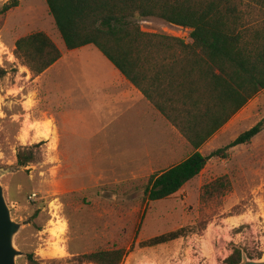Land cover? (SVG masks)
<instances>
[{
	"label": "rangeland",
	"instance_id": "rangeland-1",
	"mask_svg": "<svg viewBox=\"0 0 264 264\" xmlns=\"http://www.w3.org/2000/svg\"><path fill=\"white\" fill-rule=\"evenodd\" d=\"M137 20L144 31L191 40L189 28L157 17ZM38 31L51 36L64 58L34 77L14 47L19 37ZM0 67L6 70L0 78V165L20 167L1 182L13 219H31L16 235L23 252L17 264H28L29 253L40 264H79L73 256L116 247L126 251L121 264H227L236 247L251 259L264 258V130L231 148L229 158L207 160L173 196L147 202L150 176L193 149L153 108L151 117H137L150 109L138 93L119 99L133 90L97 47L66 48L46 0H19L0 14ZM262 118L264 90L202 154L225 147ZM35 127L53 129L51 138L36 137ZM37 143V160L19 165L18 150ZM180 228L174 240L142 245Z\"/></svg>",
	"mask_w": 264,
	"mask_h": 264
},
{
	"label": "trees",
	"instance_id": "trees-1",
	"mask_svg": "<svg viewBox=\"0 0 264 264\" xmlns=\"http://www.w3.org/2000/svg\"><path fill=\"white\" fill-rule=\"evenodd\" d=\"M66 48L97 47L136 87L152 108L175 127L193 149L181 162L150 176L147 202L169 198L197 177L212 157L227 159L230 149L251 143L264 130V118L222 148L204 156L200 149L247 103L264 90V0H46ZM9 0L6 14L18 6ZM157 17L191 29L190 41L142 30L137 19ZM14 54L34 77L62 57L49 34L33 32L15 41ZM6 70L0 67V78ZM37 143L21 147L17 163L37 160ZM210 186V185H209ZM182 229L147 239L154 246L174 240ZM124 248L73 256L79 264H121ZM28 264H40L33 253ZM242 249L226 259L239 264ZM50 264H57L51 260Z\"/></svg>",
	"mask_w": 264,
	"mask_h": 264
},
{
	"label": "water",
	"instance_id": "water-1",
	"mask_svg": "<svg viewBox=\"0 0 264 264\" xmlns=\"http://www.w3.org/2000/svg\"><path fill=\"white\" fill-rule=\"evenodd\" d=\"M19 166L0 165V264H17V258L23 255L16 246V235L20 231L22 225L31 222L27 219L18 222L13 219L11 208L8 204L4 186L1 178L6 173L17 171ZM239 264H264V258L259 260L251 259L245 252L242 254V260Z\"/></svg>",
	"mask_w": 264,
	"mask_h": 264
},
{
	"label": "crops",
	"instance_id": "crops-1",
	"mask_svg": "<svg viewBox=\"0 0 264 264\" xmlns=\"http://www.w3.org/2000/svg\"><path fill=\"white\" fill-rule=\"evenodd\" d=\"M81 48V47H80ZM60 49V48H59ZM76 49H78V48H76ZM73 50H75V49H73ZM64 58V53L62 52V57L60 58V60H58L56 63H58V62H60L62 59ZM55 63V64H56ZM54 64V65H55ZM51 68H52V66L46 71V72H48L49 70H51ZM45 73V72H44ZM119 81H126V82H128L127 84H129L130 86H131V88H132V90L133 91H123V93H122V97H119V99H122V100H124V99H126V98H129V97H131L132 96V94H135V93H138L139 94V96H140V98H141V100H145V102H146V104H149L148 106H149V111L147 112V111H145L143 114L141 113V112H139L138 114H137V117L139 116V117H141L140 115H143L142 117H151V110H152V106H151V104L148 102V100H146L145 98H144V96L142 95V93L136 88V87H134L128 80H126V78L122 75L121 77H120V79H119ZM131 95V96H130ZM117 100V99H116ZM131 100V99H130ZM130 102V101H129ZM140 102V101H139ZM115 109H116V111L118 112V115L120 116V117H122V115H123V111L121 110V109H117V107H115ZM154 110V109H153ZM155 112H157L156 110H155ZM135 113V112H134ZM158 113V115L159 116H161L162 117V115L159 113V112H157ZM131 115V114H130ZM163 118V117H162ZM227 125V124H226ZM223 128V127H222ZM35 133H36V137H42V138H45V139H49V138H51V135H52V133H53V129L51 130L52 132H51V134H50V131L49 130H45V131H43V130H41L40 129V127H35ZM200 151H201V149H200ZM201 153H202V151H201Z\"/></svg>",
	"mask_w": 264,
	"mask_h": 264
},
{
	"label": "built area",
	"instance_id": "built-area-1",
	"mask_svg": "<svg viewBox=\"0 0 264 264\" xmlns=\"http://www.w3.org/2000/svg\"><path fill=\"white\" fill-rule=\"evenodd\" d=\"M36 196H37V193H32L31 196H30V198L33 199V198H35Z\"/></svg>",
	"mask_w": 264,
	"mask_h": 264
}]
</instances>
